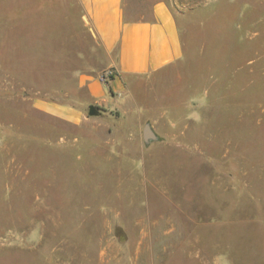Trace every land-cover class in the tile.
Wrapping results in <instances>:
<instances>
[{
	"label": "rangeland",
	"instance_id": "1",
	"mask_svg": "<svg viewBox=\"0 0 264 264\" xmlns=\"http://www.w3.org/2000/svg\"><path fill=\"white\" fill-rule=\"evenodd\" d=\"M167 1L188 63L91 117L78 1L0 0V264H264V0Z\"/></svg>",
	"mask_w": 264,
	"mask_h": 264
},
{
	"label": "crops",
	"instance_id": "2",
	"mask_svg": "<svg viewBox=\"0 0 264 264\" xmlns=\"http://www.w3.org/2000/svg\"><path fill=\"white\" fill-rule=\"evenodd\" d=\"M84 26L93 37L95 50L102 53L98 71L111 76L102 81L94 73L82 75L93 106L120 108L127 95L140 85L154 83L185 66L189 61L186 30L167 0L155 2L146 15L131 18L126 0H77ZM54 116L79 122L78 110L54 103L43 105Z\"/></svg>",
	"mask_w": 264,
	"mask_h": 264
},
{
	"label": "water",
	"instance_id": "3",
	"mask_svg": "<svg viewBox=\"0 0 264 264\" xmlns=\"http://www.w3.org/2000/svg\"><path fill=\"white\" fill-rule=\"evenodd\" d=\"M88 115L91 117H97L101 115V112L96 106H91L89 108ZM143 137L146 142H150L157 138L149 125H146V127L144 128Z\"/></svg>",
	"mask_w": 264,
	"mask_h": 264
},
{
	"label": "built area",
	"instance_id": "4",
	"mask_svg": "<svg viewBox=\"0 0 264 264\" xmlns=\"http://www.w3.org/2000/svg\"><path fill=\"white\" fill-rule=\"evenodd\" d=\"M111 76V73H108L106 77L103 78V80L109 78Z\"/></svg>",
	"mask_w": 264,
	"mask_h": 264
}]
</instances>
